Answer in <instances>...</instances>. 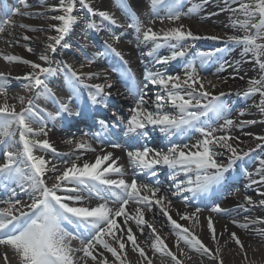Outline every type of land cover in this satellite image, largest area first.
I'll return each instance as SVG.
<instances>
[{
	"label": "bare ground",
	"instance_id": "bare-ground-1",
	"mask_svg": "<svg viewBox=\"0 0 264 264\" xmlns=\"http://www.w3.org/2000/svg\"><path fill=\"white\" fill-rule=\"evenodd\" d=\"M8 1V7H11L12 4L10 10L19 7L20 13L26 12L30 15L11 14L5 17L4 13L9 10L5 9L7 6L5 1L0 0V15H2L0 20L7 19L9 21L4 26V31L0 32V73H3L8 81L6 92L0 93V105L4 103L10 106L14 105L16 110L20 111L21 108L27 106V100L31 98L34 101V111H38L35 108L36 106L48 111L55 109L54 112H51L53 114L59 109L57 101H49V96L40 95L37 98V91L42 90H29L25 87L27 81L23 77L32 69L30 65L6 61L4 57L9 55H17L22 59L43 64L44 62L40 61L39 57L47 54L52 61H56V65L52 63L51 66L57 68L58 71L54 76L48 77L45 83L47 85L57 84L55 94L59 92L58 95L62 103H68L69 95H71L68 81L72 78L66 65L71 66L81 76L84 84L89 86L111 84V88L105 87V92H109L111 95L105 98V104L97 105L98 110L102 116H107L108 109L116 111L119 109V105L127 107L128 111L125 115H122L126 123L132 114L130 110L136 106L137 98L128 92L125 82L118 77L117 72L99 70L100 67H110L111 63L108 57H112L115 65L121 64L124 70L138 78L136 87L143 89V93L146 94L145 99L149 101L146 107L149 110H154L155 96L163 94V89L144 80L146 70L179 75L183 80L187 64L191 62L195 65L197 73L205 85V90L211 92L214 96H220V93H224L223 96H220V101L226 109L224 116L231 119L234 122L233 125L220 130V126L224 124V119H217L215 114L212 115L213 113L202 117V120L209 126V130L217 129L214 136L230 135L232 139L229 143L237 149L242 158L235 160L229 171L224 173L223 180L219 184L210 187L207 192L197 194L189 192V199L197 195L195 205L184 201L182 193L173 195L176 190L165 191L161 189V193L157 194V197L160 195L166 197L162 206L169 211L172 219L187 228L191 236L201 240L210 250V254L197 252L182 240H178L170 221L160 211L161 205H155L151 211L145 209L146 223L143 226V234L134 222H130L136 236L137 245L144 249L145 256H140L139 251H133L134 246L131 242H128L121 254L124 264H149V261H151V264H176V261H173L171 257L152 248L151 245L156 235L161 237L167 244L168 250L176 255L181 264H264V205L259 203L264 200V182H260L261 177H264V171L261 170L264 167L261 164V161H264V140L257 138L264 137V112L260 110L261 97L259 94L244 95L249 89V81L264 77V71L259 68L251 53H244L243 46L236 45L228 40L230 36L244 35L242 30L232 26L236 14L230 9L238 7V0H207V3H204L203 0H180V11L182 13H187L193 4H199L200 8L195 14L182 15L178 21H170L166 18L161 21L159 17L153 15L149 0H127L131 10L141 22L142 31L151 28L162 34L164 31L182 24L185 30H191L195 36L201 37L196 40L189 39L185 42L183 46L185 56L176 60H169L167 64L156 63V60L160 57H170L172 50L165 46L158 49L153 56L147 55L153 45L151 42H143L142 34L141 39L137 40L135 30L128 27L131 21L117 7L116 0H86L97 12H108L117 21L116 25H111L98 15H91L87 9L82 8L77 3L76 10L73 12L77 20L61 42V45L57 46L55 53L48 50L47 45L51 42L49 37L58 35L50 26L61 24L60 21L52 19L54 16L63 14L60 11L52 10L54 7H58L60 0H43V3L40 0H27L29 4L27 8L18 5L17 0ZM37 13H42V15H36ZM159 15L164 16L163 9L160 10ZM89 23H94L97 28L90 29L88 27ZM22 24L28 25L29 28L20 27ZM30 29L36 30L32 31ZM24 36H28L30 39L24 40ZM114 36H119L120 39L117 41L113 38ZM211 37H217V39ZM65 44L70 47H64ZM107 45H111L119 51L123 60L116 56ZM29 47L32 49L31 52L27 50ZM219 48H221L220 51H218ZM95 50L102 52V57H97L94 53ZM199 51L212 54L203 67L200 63V55L197 54ZM44 66L48 65L45 64ZM88 73H94L95 75L89 79L87 77ZM209 82L215 87H212ZM145 83H148L146 89L144 88ZM77 85L78 93L69 104L72 111L75 108L73 105H75L79 94L89 99L88 92L94 91L91 88H84L83 84L78 83ZM128 95L129 98H121ZM20 97L24 98V104H21ZM165 110L173 112V114L176 112L169 105H166ZM66 114L61 113L56 119L47 118L46 121L49 123V128H45L47 136L40 135L41 138L37 140L47 139L56 148L57 152L60 154L67 153L68 155L51 156V152L47 150H43L45 155L34 153L35 155L44 156L46 160L57 165L62 171L64 167H70V163L66 165L62 162L63 160L82 164L85 161L94 162L97 155L111 152L114 159L118 158L117 166H123L125 173L123 178L126 181L131 182L133 178H136L138 184L144 183L154 187L153 182L146 177V173L144 174L145 177L140 178L132 174L130 170L132 165L124 150L130 149L133 139H130L131 142L128 143H121L120 148L97 146L84 137L72 134L75 121L66 118ZM83 119L80 116L78 121H83ZM251 121H255V123H249ZM31 125V127L34 126V129L41 127L39 123H32ZM117 125L120 129H125L122 122H117ZM84 126L87 128L86 124ZM148 126L150 129L147 130V133L149 134V131H152V139L149 142L142 143L140 148L148 147L164 151L171 146V143L191 146L203 139L201 133L196 130H188L184 134L166 138L157 127ZM31 138L34 139V137ZM82 139L86 140L95 151L77 150L75 144ZM16 140H19L18 133ZM69 140L72 143H68ZM123 146H125L124 150L122 149ZM18 147H21L19 143L12 150H17ZM5 150L6 146L0 145V159L3 161ZM213 151L218 163L227 165L229 159H235L226 147L213 145ZM244 153H247V155H244ZM78 156L79 160H77ZM48 176H54V174L49 172ZM170 176H172L171 171L162 175L160 181L171 185ZM175 177H179V181L186 180L182 172ZM52 182L49 180V185ZM13 186L16 185L13 184ZM142 194L151 195L150 193ZM0 196V200L3 201L11 198L21 200L22 205L30 203L29 195L24 191L15 198L11 196L8 190L5 193L0 191ZM247 198L251 199V203L248 202ZM168 200L171 201L170 205L167 203ZM83 203L93 206L96 204L92 200H86ZM240 205H243V208L239 207ZM6 206V204H0V207ZM110 206L113 208L118 207L114 204H110ZM216 206L224 211L219 214L212 212L211 209ZM137 207L138 205L130 202L127 210L135 215ZM197 207L201 211L196 214L194 219H181V215L191 216ZM209 217H211L215 228V239L212 238V234L207 227ZM122 219L123 217H119L118 222ZM240 224H245L247 227L241 228L239 227ZM153 229L155 230L154 233ZM232 233L237 235L243 247L235 243L231 237ZM72 246L80 247V243L72 241ZM101 251L108 258V264H114L115 258L103 249ZM5 253H7V264H18V258L10 248L6 249L4 246H0V264H6ZM77 255L81 254L78 253ZM77 264H83V262L78 261ZM89 264H92L90 260Z\"/></svg>",
	"mask_w": 264,
	"mask_h": 264
},
{
	"label": "snow or ice",
	"instance_id": "snow-or-ice-1",
	"mask_svg": "<svg viewBox=\"0 0 264 264\" xmlns=\"http://www.w3.org/2000/svg\"><path fill=\"white\" fill-rule=\"evenodd\" d=\"M40 2L43 3V0ZM203 2L207 3V0H203ZM77 3L82 8L87 9L91 15H98L111 25L117 24V21L108 12H97L86 0H60L58 7L52 9L63 13L52 17V19L61 22L58 26H50L58 33L57 36L49 37L51 42L47 45V49L52 53L57 51V46L61 45L76 22L77 17L73 15V12L76 10ZM17 4L25 8L29 7L27 0H17ZM149 4L153 15L159 17L161 21L165 18L170 21H178L182 15L195 14L200 8L199 4H193L187 13H182L180 0H149ZM116 5L131 21L128 27L135 30L137 40L141 39L142 34L143 42H151L153 45L147 55L153 56L158 49L165 46L172 50L170 57H160L156 63L167 64L169 60L184 57V43L189 39L201 38L195 36L191 30H185L182 24L164 31L162 34L151 28L142 31L141 22L131 10L127 0H116ZM161 9L164 10V16L159 15ZM230 10L236 14L232 26L242 30L244 35L230 36L228 40L243 46L244 53H251L259 68L264 71V0H238V7ZM11 14L30 15L26 12L20 13L19 7L4 13L5 17ZM36 15H42V13ZM8 23L7 19L0 20V32L4 31V26ZM20 27L29 28L28 25L23 24ZM88 27L94 29L97 28V25L89 23ZM30 30L35 31L36 29ZM113 38L117 41L120 39L119 36ZM211 38L217 39V37ZM23 39L28 40L30 37L24 36ZM64 47L70 46L65 44ZM107 47L123 60L119 51L111 45H107ZM27 50L32 51L30 47ZM211 55V53L200 54L202 67ZM4 59L8 62L30 65L32 71L25 74L23 79L27 81L25 87L29 90H42L37 91V98L40 95L53 96L45 80L54 76L58 69L51 66L53 61L47 54L39 57V60L44 62L43 64L22 59L17 55L5 56ZM45 64L48 66H44ZM66 67L70 77L77 83L83 84L84 88L94 89V91L88 92L92 105L105 104V98L111 95V93L105 92V87L111 88V84L89 86L84 84L81 76L71 66ZM93 75L95 74L88 73L87 77L90 79ZM144 80L152 85L160 86L163 89V94L155 96L154 110H149L146 107L149 101L145 99L146 94L143 93V89L139 87L131 89L132 94L137 99L136 106L130 110L132 114L127 119L125 135L135 134L131 136L133 140H138L140 136L146 137L148 133L145 129L151 125L157 127L166 138L184 134L188 130H196L201 133L203 139L191 146L171 143V146L164 151L148 147L127 150L126 155L130 164L134 168L147 170L152 176L156 175L155 168L158 165L166 166L171 170L173 179L182 172L186 180H181L175 184L176 192L173 195L186 192L193 194L207 192L210 187L223 180L224 173L229 171L235 160L242 158L237 149L229 143L232 139L230 135L214 136L217 129L209 130V126L202 120V117L213 113L217 119H224V124L220 126V130L233 125L234 122L224 116L226 109L220 101V96H223L224 93H220V96H214L205 90V85L200 79L195 65L191 62L187 64L183 80L179 75L147 70ZM7 83V78L3 73H0V93L6 92ZM209 84L211 85V82ZM211 86L215 87L214 85ZM147 87L148 83H145L144 88ZM253 94L260 95V110L264 112V77L249 81V89L244 95ZM19 99L21 104H24V98L20 97ZM71 100L72 97L69 98L68 103L60 104L55 114L48 113V118L56 119L61 113L79 116L80 112H73L69 107ZM205 101L207 102L205 103ZM166 105L175 109V114L166 111ZM116 119L123 122L119 116ZM32 123H39L41 127L34 129L31 127ZM249 123H255V121ZM101 124L103 126V122ZM45 128L43 117L34 111L33 99L29 98L27 106L21 108L20 111H17L14 105L10 106L7 103L0 105V145L6 146L4 162L0 163V180L5 182V188L12 197H15L17 193L15 188L10 187V184H15L26 192L30 199V203L23 205L19 199L0 200V204L7 205L0 207V246H4L6 249L10 248L18 258V264H77L78 261L89 264V260L92 264H108V258L104 256L101 249L115 258L114 264L117 262L124 264L121 254L128 242L134 246L133 251H139L140 256H145L144 249L137 245L130 222H134L143 234V226L146 223L145 209L151 211L155 205H161L160 211L170 221L178 240H182L197 252L210 254V250L201 240L191 236L188 229L172 219L169 211L162 206L166 197L164 195L157 197V194L162 191L161 188L159 186L150 187L144 183L138 184L136 178H133L131 182L126 181L123 178L125 175L123 166H117L118 158L114 159L111 152L97 155L94 162L85 161L82 164H77L63 160L62 162L66 165L70 163V167H64L62 171L57 165L46 160L44 156L35 155L34 150L37 148L51 151L57 156L68 155L67 153H57L56 148L47 139L36 140L31 138L40 135L47 136ZM17 133L19 135L18 141L16 140ZM84 135L87 136V133ZM257 138L264 140V137ZM17 143L21 147L12 150ZM68 143H72V141L69 140ZM213 145L226 147L235 159H229L227 165L218 163ZM75 147L77 150L95 151L83 139L77 141ZM111 147L120 148L121 145L113 143ZM261 164L264 166V161H261ZM261 170L264 171V167ZM49 172L53 173L54 176H48ZM110 174H117L120 178H109ZM49 180L53 181L51 186H49ZM260 182H264V177H261ZM25 185H27L26 188ZM142 193H150L151 195ZM92 198L98 201L94 206L83 203ZM184 199L187 201L188 197L185 196ZM247 199L251 203V199ZM130 202L138 205L135 215L127 210ZM110 203L118 205V207L113 208ZM167 203L170 205L171 201L168 200ZM259 203L264 205V200ZM239 207L243 208V205ZM23 208H27V211H24ZM200 211L201 209L197 207L191 216L181 215V219H194ZM211 211L219 214L224 210L216 206ZM119 217H123V219L118 222ZM65 225L73 226L74 231H69ZM207 227L212 238L215 239L216 233L211 217L207 220ZM239 227L246 228L247 225L240 224ZM231 237L237 245L243 247L235 233H232ZM74 240L79 241L80 247L72 246ZM151 246L156 251L171 257L173 261H176V264H181L176 255L168 250L167 244L160 236H155ZM78 253L81 255H77ZM5 261L7 264V253H5Z\"/></svg>",
	"mask_w": 264,
	"mask_h": 264
},
{
	"label": "rangeland",
	"instance_id": "rangeland-1",
	"mask_svg": "<svg viewBox=\"0 0 264 264\" xmlns=\"http://www.w3.org/2000/svg\"><path fill=\"white\" fill-rule=\"evenodd\" d=\"M210 78H213V77H210ZM40 138H41V136L36 137V139H40Z\"/></svg>",
	"mask_w": 264,
	"mask_h": 264
}]
</instances>
